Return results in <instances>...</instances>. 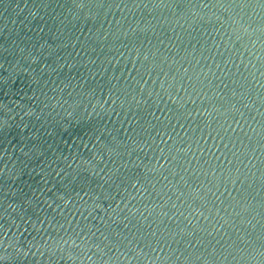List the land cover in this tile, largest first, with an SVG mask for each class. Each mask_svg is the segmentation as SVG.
<instances>
[{"label": "water", "instance_id": "obj_1", "mask_svg": "<svg viewBox=\"0 0 264 264\" xmlns=\"http://www.w3.org/2000/svg\"><path fill=\"white\" fill-rule=\"evenodd\" d=\"M0 264H264V0H0Z\"/></svg>", "mask_w": 264, "mask_h": 264}]
</instances>
